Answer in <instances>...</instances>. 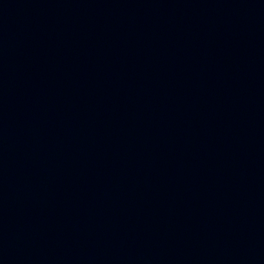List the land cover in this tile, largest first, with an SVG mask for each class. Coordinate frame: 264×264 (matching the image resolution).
<instances>
[{"label":"water","instance_id":"obj_1","mask_svg":"<svg viewBox=\"0 0 264 264\" xmlns=\"http://www.w3.org/2000/svg\"><path fill=\"white\" fill-rule=\"evenodd\" d=\"M0 264H264V0H0Z\"/></svg>","mask_w":264,"mask_h":264}]
</instances>
